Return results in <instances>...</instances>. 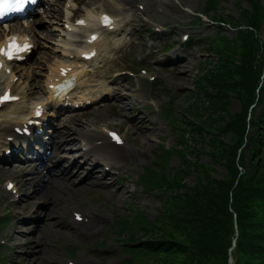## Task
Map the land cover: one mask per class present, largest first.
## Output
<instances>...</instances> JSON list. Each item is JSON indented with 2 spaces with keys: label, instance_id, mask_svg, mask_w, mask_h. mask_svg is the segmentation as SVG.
Listing matches in <instances>:
<instances>
[{
  "label": "rangeland",
  "instance_id": "rangeland-1",
  "mask_svg": "<svg viewBox=\"0 0 264 264\" xmlns=\"http://www.w3.org/2000/svg\"><path fill=\"white\" fill-rule=\"evenodd\" d=\"M77 1L81 4L77 12L78 15L80 13L81 16L86 17L89 12L97 15L101 11H107L118 19L123 18L124 22H129L122 29L133 31L131 32V37L123 41L121 39L111 40L112 36L117 37L116 32L110 34V36L107 35L104 39L105 45L108 39L113 43L114 55H112L111 51H108V45H101L98 58L96 57L90 63L89 78H86L84 84V86H87L85 90L80 91L81 95L94 101L101 100L106 104L100 107L97 104L98 101H96L94 104L97 105L92 108L79 113H71L64 117L63 121L55 122V124L58 127L63 126V130L66 125L68 127L73 126V128L77 127V131H87L88 134L92 135L96 134L92 131L93 128H96L95 124L98 126L109 125L118 127L128 140V148L134 151L131 156L127 157L126 162H130L131 166H138L142 175L148 166L158 167L157 161L160 147L167 149L177 144L180 133L172 134L171 132L173 116L178 114L179 120L177 121L183 122L182 114L188 109L190 102H193L190 94L194 90L196 79L198 76L207 74V70L211 69L209 63L206 65V60L213 63L217 60V54L207 50L208 44L216 37L222 35L228 40H233L238 36V30L241 28L238 27L239 24L243 28L248 29V20L241 14L245 10L252 11V6L249 4V0H214L216 1L217 9L211 10L206 16L203 13L206 14V6L211 0L128 1L132 6H125L126 4L123 0ZM258 1L259 5L264 8V0ZM67 2L68 0H48L40 9V14H45L46 11L47 15L34 21V23H37L34 28H38L36 32L41 41L40 49L37 51V56L32 58L26 67L16 69V66L14 70V74L19 78L20 91L26 99L34 100L45 94L47 72L55 60L60 59L57 52L58 48L54 45L56 43L54 35L56 34L52 36L51 26L46 21L51 24L56 23ZM127 7H130L128 9L130 12L126 10ZM214 12L222 14L224 17H233L230 27H221L217 23H211L209 18L214 15ZM158 24L160 26L167 25L166 29H173L175 34L191 33L192 38L202 39L200 43L185 47L187 52L182 54L186 55L182 60L181 53L177 52L176 54H180V56L176 60L171 58L170 61L158 66L148 64L150 69L161 76V80L158 83L160 85L153 88L151 93L158 98L160 105L161 103L165 104L167 108L170 107L169 111H173L167 121H162L158 118L152 109L148 113L142 111V108L136 105L137 100L142 95L150 94L146 76L138 74L137 81H131L130 78L119 75L122 70H135L139 67L136 56H144L146 52L151 50L150 57L155 61L156 57L154 56L159 54L160 48L163 49L165 43L168 42L174 45V41L178 37L171 35L165 36L161 40L155 39V44L150 48L152 44L151 37H154V34L147 32V28L152 29ZM18 30L20 33L35 34L25 27L22 29L20 27ZM122 33L123 30L117 32L119 37L124 39ZM256 38L258 39L257 55L260 59H263L264 14L260 26L256 30ZM73 40H76L77 45H83L85 38L75 37ZM125 41L128 43L124 44ZM176 42H178V39ZM176 50L170 52L169 55H174ZM167 55L163 53L158 58L164 60ZM168 63L173 64L169 67L164 66ZM138 88L141 89L138 90ZM107 91L108 94L106 93ZM87 94L89 95L85 96ZM103 97H113L111 104ZM189 98L190 100H188ZM23 105L24 103L21 104V107ZM261 108H263V105L257 107V112ZM13 110H9L10 116ZM227 111L231 114H237L242 111V106L235 97L231 98ZM0 117L3 120L0 124L8 120L4 114H0ZM70 120L74 124H70ZM252 134L253 132L249 131L248 136ZM70 136L75 139L77 147L74 153H77L80 151L79 136L71 133ZM172 148L180 147L174 146ZM248 148L249 145L246 146L245 151H248ZM184 154L189 155L186 152ZM139 155L144 158L139 159ZM189 158L192 160L191 155H189ZM247 158L248 154H246ZM75 164L81 168V173L69 183L70 188L74 189V191L71 192V198H69L67 205H63L62 209L57 208L56 205H53L47 199H40V195L34 198H25V195L29 196L33 191H39L37 193L40 194V186L35 181L29 187L24 186L23 182H21L24 196L19 203L11 206L12 221L10 224L6 227L0 226V239L7 237L10 241L12 240L11 242L14 245L12 248L1 247L0 245V257L3 255L0 261H5V264H64L65 260L73 257L70 256L69 251L81 254L92 248L93 253L91 256L97 259L98 264H126L127 259H131L132 264H164L162 259V261L156 260L155 263L145 259L140 263L132 258V255H126L122 246L124 236H117L114 224L126 216H132L134 209L130 206L136 205L144 211L147 221L154 223V232L162 234L163 231L160 228L163 225L159 222L163 218L159 216L163 210L165 212L166 208L168 209L170 206H164L165 202L163 204L162 198H157L152 193H146L144 190L143 193L137 192L134 195L137 198H131L130 190L132 186L116 181L114 178L113 180L104 178L101 174V168L94 170L92 175L87 178V173L92 169L93 164L89 163V160L83 166H79L81 161L75 162ZM178 164L179 157L173 156L167 173H169L170 166L171 169H174ZM199 164L210 165L212 160L209 155L204 153L200 157ZM191 170L192 172L183 179L190 188L201 178L197 171ZM213 170H215L213 176L216 178H221L226 174L225 169L217 165L213 167ZM184 191L189 190L184 189ZM5 199L7 198H5L0 188V200ZM112 201L113 203L110 204ZM28 202L34 203L27 206ZM91 203L96 206L103 205L105 208L113 209L116 219L113 222L99 221L95 230L91 231L89 235L82 237L80 232L75 231L69 224L70 208L73 206L88 207ZM43 204L45 206H42ZM40 217H44L42 222L39 220ZM29 218L31 220H27ZM156 222L158 223L156 224ZM169 228L172 229V227ZM44 230L46 231L44 232ZM173 232L175 234V230ZM137 234L136 239H144L154 237L153 235L156 233L145 235L144 229H142ZM99 246L101 250H97ZM157 256L166 259V264L176 262L179 259L176 256L169 258L168 253H158ZM219 262L218 256H212L206 260V264H219Z\"/></svg>",
  "mask_w": 264,
  "mask_h": 264
},
{
  "label": "trees",
  "instance_id": "trees-1",
  "mask_svg": "<svg viewBox=\"0 0 264 264\" xmlns=\"http://www.w3.org/2000/svg\"><path fill=\"white\" fill-rule=\"evenodd\" d=\"M250 3L252 11L241 14L248 20V29H239L233 40L222 35L208 44L207 50L217 54V60L206 62L211 69L198 79L190 94L193 102L186 110L189 116H184L187 118L183 119V134L175 145L180 148L173 151L161 148L159 172L145 181L165 194L164 206H170L159 216L163 218L158 221L163 225L160 228L163 233L154 232V223L139 212L125 229L130 240H137L142 229L145 235L156 233L149 238L157 242L143 245L138 252L139 257L148 256L153 263L163 260L166 264V259L157 254L168 253L169 258H179L172 263L169 260L170 264H206L212 256L219 257V264H229L236 222L237 264H264V189L258 187L264 184V58H259L256 49V30L264 8L258 1L250 0ZM212 9H217L213 0L208 3L207 11ZM213 19L223 26L229 25L233 18L215 12ZM230 94L242 106L240 113L227 111ZM261 105L263 108L257 112ZM249 131L253 135L248 137ZM172 153H179L181 163L169 174L167 166ZM204 153L213 165L199 164ZM216 165L226 171L221 178L213 176ZM191 169L201 178L190 188L183 179Z\"/></svg>",
  "mask_w": 264,
  "mask_h": 264
},
{
  "label": "bare ground",
  "instance_id": "bare-ground-1",
  "mask_svg": "<svg viewBox=\"0 0 264 264\" xmlns=\"http://www.w3.org/2000/svg\"><path fill=\"white\" fill-rule=\"evenodd\" d=\"M90 23H91V20H89V22H88V24H86V26H90ZM9 27H11V26H9ZM92 27H95V23L92 25ZM74 28V31L75 32H78V31H82L83 33L86 31V32H88L89 30H88V28H85V27H82V26H80V27H76V26H74L73 27ZM7 29H8V27H5V30L7 31ZM11 31V30H10ZM91 33V32H90ZM89 33V34H90ZM31 36L32 37H34V39L36 40V43H37V45H39V43H40V40H39V35H37V34H33V33H31ZM68 36H70V37H72V38H74V37H76V35H74V34H72L71 35V33H69L68 34ZM101 39V38H100ZM100 41V40H99ZM99 41L98 42H96L95 44H93V47H90V45L88 44V43H85L84 45L85 46H83V47H81V46H79V45H77V46H79L80 47V49H72V45H73V41L71 42V41H67V42H64L63 44H64V46H65V48H70L71 47V50H72V54H75V56H78L79 54H81L82 52H84L86 49H98V46H97V43H99ZM76 43V42H75ZM70 50V51H71ZM73 50H77V51H73ZM69 51V52H70ZM79 61L80 62H82L81 63V65H84L85 64V62L84 61H82V60H80L79 59ZM67 63H71V62H69V61H67ZM77 64V63H76ZM75 64V65H76ZM60 66H65V65H63V63H59L58 62V64H57V67L55 68V69H53V72H52V75H53V78L52 79H54L55 80V78L56 77H60V76H58V69H59V67ZM70 67H71V64L69 65ZM83 71H84V67L83 66H81V67H79V66H76V69H75V71L71 74V75H67V77L66 78H70V77H73L74 75H76L77 77H78V79H77V81H76V84H77V87L75 88V91L77 90V88L79 87V85L82 83V77L84 76V73H83ZM0 76H2V77H5L6 79H5V81H4V83H2V86L4 85V86H8V87H10V78H12L11 76L9 77V78H7V75H5L4 74V72H1L0 73ZM57 79V78H56ZM61 80H63L62 78L60 79V81ZM1 86V87H2ZM0 87V88H1ZM52 91H50L49 92V100H50V98H51V96H52ZM4 135V133L2 132V133H0V141L1 140H3L4 139V137H3V135ZM98 140H102V139H98ZM2 144H4V142H2ZM94 151L98 154V155H100V156H112L116 151L114 150V149H112L108 144H106L105 142L100 146V147H95V149H94ZM144 157L141 155H139V159H143ZM99 159H103V158H99ZM118 160H122L123 158H117ZM56 186H60V184H56ZM52 201L54 200V202L55 203H57V200H56V197H53L52 196V199H51ZM92 229L93 228H91L90 230H84L83 231V233H82V236H84V234H89L91 231H92Z\"/></svg>",
  "mask_w": 264,
  "mask_h": 264
},
{
  "label": "snow or ice",
  "instance_id": "snow-or-ice-1",
  "mask_svg": "<svg viewBox=\"0 0 264 264\" xmlns=\"http://www.w3.org/2000/svg\"><path fill=\"white\" fill-rule=\"evenodd\" d=\"M35 3L36 0H0V17H3L5 15L6 11H19L23 8V6L26 3ZM106 22H109L107 18H105ZM25 48L27 46H24ZM24 50L21 48L19 45L15 43L13 40L12 43L9 44L8 49H2L0 48V54L6 55L9 59H11L14 55L15 52L22 51ZM2 67V65H0ZM11 97L5 96L3 99L7 100L10 99Z\"/></svg>",
  "mask_w": 264,
  "mask_h": 264
}]
</instances>
